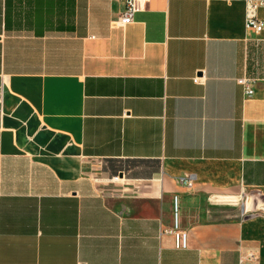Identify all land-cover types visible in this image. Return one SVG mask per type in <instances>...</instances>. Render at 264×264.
I'll return each mask as SVG.
<instances>
[{"label": "crops", "instance_id": "0c3cea01", "mask_svg": "<svg viewBox=\"0 0 264 264\" xmlns=\"http://www.w3.org/2000/svg\"><path fill=\"white\" fill-rule=\"evenodd\" d=\"M245 5L140 0L121 25L122 0H0V264H264Z\"/></svg>", "mask_w": 264, "mask_h": 264}, {"label": "built area", "instance_id": "2783aa9c", "mask_svg": "<svg viewBox=\"0 0 264 264\" xmlns=\"http://www.w3.org/2000/svg\"><path fill=\"white\" fill-rule=\"evenodd\" d=\"M122 1L124 3L125 9L118 23L121 25H126L131 22L134 13L139 10L140 0H122ZM261 7H264V0H246L245 28L247 31H250L256 34L263 31L264 21L260 20L257 16V10ZM201 79L202 78L197 77L194 79V82L199 83ZM239 83L244 86V91L248 96L252 95L253 91H252V88L248 80L242 79L239 81ZM113 180L117 181L118 177H114ZM176 182L181 186L190 188L192 187L193 178L192 176H186V175L179 176L178 178H176ZM174 212H175V223H174L173 229L164 230L163 232L174 234L176 246L178 248H185V245H186L185 234L183 232L177 231L176 197L174 198ZM248 258L253 262L252 264H255L254 260L256 259V257L253 253H249Z\"/></svg>", "mask_w": 264, "mask_h": 264}, {"label": "rangeland", "instance_id": "374dc122", "mask_svg": "<svg viewBox=\"0 0 264 264\" xmlns=\"http://www.w3.org/2000/svg\"><path fill=\"white\" fill-rule=\"evenodd\" d=\"M257 200V199H255ZM259 202V200H257ZM227 205H231V204H227ZM223 206H226V205H223ZM253 210H254V204H253V201L251 200L250 204H249V208L246 209V211L244 210V213L243 211L241 210V213L243 214H252L253 213ZM236 213V211L230 209V210H226L225 212L223 211L222 213H220L219 216H221L222 218H229L231 217L232 215L234 216Z\"/></svg>", "mask_w": 264, "mask_h": 264}]
</instances>
